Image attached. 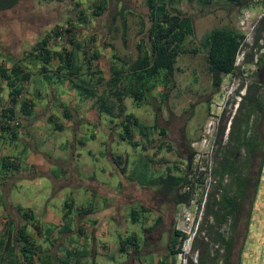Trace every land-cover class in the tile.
<instances>
[{"label": "trees", "instance_id": "trees-1", "mask_svg": "<svg viewBox=\"0 0 264 264\" xmlns=\"http://www.w3.org/2000/svg\"><path fill=\"white\" fill-rule=\"evenodd\" d=\"M43 1H52L58 4L73 2L72 0ZM174 1L144 0L143 5L146 10L144 17L147 19V23L144 21L145 18L139 20L140 29L136 34L134 45L136 56L131 61H120L113 53L110 58L111 60H118V65L116 66L113 62L109 65L107 79L103 78L98 70L89 72L90 63L85 64L86 75L79 76L81 67L73 66V58L69 52L65 51L63 57L59 59V67L67 71L71 82L78 83L72 85L81 90L82 96H95V91L88 88L91 84L92 87L94 85L103 86L102 96L96 101L99 111L108 115L116 114L121 130L120 138L132 148L140 146L141 152L145 151L146 144L149 143V137L153 132L158 131L163 134V131L158 130L156 122L148 125L141 122L133 114L125 113L123 99H131L137 107L141 104H149L147 96H150L157 84L162 90V100L165 99L167 95L163 91H166L168 86L173 87L170 85L171 77L175 71L179 70L175 66L177 56L180 54L194 55L199 51L197 47H184L183 42L186 36L192 34L191 18L177 10L172 5ZM224 1L234 6L242 5L245 2V0ZM17 2L18 0H0V12L13 8ZM199 3L204 5L206 1L199 0ZM262 3L264 5V0ZM73 6L77 7L78 4L74 3ZM93 6L92 16H100L106 9V4L102 2H94ZM76 17L78 20H83L82 11H76ZM113 18L119 19L120 40L124 45L126 20L123 8L116 11ZM66 22L71 26L70 20ZM70 30L55 27L49 32L43 31L44 33L40 34V38L31 47L28 58L30 59L32 56L37 59L42 67L48 65L52 58L48 49L49 43L51 40H56L57 37L61 40L62 34L64 32L68 34L71 32ZM252 31L254 33L260 31V34L254 36L251 44V47L255 49L254 53L242 54V59L238 64L235 61L242 45H244L243 33L232 28L219 27L213 28L201 36L200 49L204 52L206 71L210 76L211 83L219 84L222 76L230 75L234 70H237L239 76H242L245 73L242 68L250 64H255L257 68L264 66V13L253 25ZM84 57V60L89 62L93 57L98 58L99 55L93 53L89 58L87 52H84ZM0 78L5 81L8 87L6 104L0 105V133L6 134L9 140H14L20 128L15 116V107L19 105V110L26 114L31 109V104L26 99H21L23 82H28L29 75L24 73L19 65L13 64L10 69H7L0 63ZM244 80L246 79L240 80L235 90L238 96L237 112L232 119L230 131L226 138V142L233 145L235 152L226 149L220 150V153L215 155L216 161L212 169V182L214 184L212 192L207 197L198 229L190 242V251L195 256V263H192L191 258L187 255L186 264H239L234 241L235 236H237L235 228L241 214L242 177H246L248 163L252 159L254 161L255 157L259 155V164L253 184L254 192H256L258 177L264 161V150L257 154L253 149L254 140L247 136L248 118L252 115L255 118L262 115L264 80L255 79L250 82ZM195 81L196 78H194ZM109 100L112 102L107 105ZM113 108L116 109V113H113ZM155 108L159 109L158 106ZM135 135L137 140H134ZM184 152V159L182 160L185 162L184 173H186L191 165L194 152L188 148ZM235 153L238 156L233 160ZM153 163V159L146 152H143L140 153L131 170L127 172L125 166L118 167V170L128 182H133L138 186L155 187L156 193L163 198H168L174 206L182 203L188 204L190 192L180 193L178 191L185 181V174H172L170 169H166L164 174L153 176L150 172ZM115 164L120 163L116 162ZM174 168L177 169L176 166ZM14 170H16V166L10 157H0V188L4 186V195L8 193V191L6 192L7 187H9L8 190L11 188V183L8 180L12 177L9 174ZM224 177H228L229 182L227 184H222ZM2 197L0 193V203L3 208H6L5 199ZM66 208L69 209V206ZM15 211L22 222L21 225L14 226L12 221H8V227L2 236L5 239L0 240V250L4 252L7 263L33 264L32 260L37 259L40 264H54L51 261V255L39 256V247L26 231L28 225L33 227V224L30 223L32 217L21 207H15ZM87 213L88 211H84L79 214ZM63 218L66 219V213L63 214ZM71 220L70 218L65 220V225L62 227L64 232L69 231L68 225ZM131 220H134V214H131ZM226 222L228 223V232L224 235L219 228ZM78 233H81V230ZM177 238L183 240L185 235L174 230L173 238L168 241L167 252L155 264H175V256L178 252L175 247ZM13 242L19 244L14 246ZM137 247V240L134 235L119 238V253H125L127 249L135 252ZM15 252L19 254V260L16 259ZM64 255L65 258L58 260V264H70V259H73L74 264H78L79 260L86 256V252L80 249H69L64 251ZM0 259H2L1 256Z\"/></svg>", "mask_w": 264, "mask_h": 264}, {"label": "rangeland", "instance_id": "rangeland-1", "mask_svg": "<svg viewBox=\"0 0 264 264\" xmlns=\"http://www.w3.org/2000/svg\"><path fill=\"white\" fill-rule=\"evenodd\" d=\"M40 1L19 0L13 8L5 10L4 12L2 11L3 13L0 12V37L4 38V41L1 38L2 49L4 46H10V43H12L16 36L18 40L29 41L30 37L40 36L43 31H51L55 27L70 30L73 27H70L65 21H71L75 18L76 11L80 10L87 21L86 27L88 28L86 30H83L84 27L80 29L73 28V32L77 31L80 33L82 30L84 35H95L100 43L111 47V51L106 46L102 47L101 56L97 59V66L99 65V72L103 78H108V69L112 62L117 66L118 60L131 61L135 58L136 51L134 45L136 34L140 29L139 20L145 18L144 16L146 14L143 5L144 0H109L108 6L100 16H92L91 10L93 8L87 4V0L79 2L81 9L74 7L71 3L52 6L50 8L47 4L44 6L42 3H39ZM205 1L206 3L204 5H200L199 0H175L172 2V5L177 10L191 18L192 34L186 36L183 42L184 47H197L199 51L194 55L180 54L177 56L175 66L179 70L174 72V77L172 78L176 85L174 88L168 86L166 92L165 90L163 91L167 95L165 101L161 98L162 90L158 84L151 91L150 96H147L149 104H141L137 107L131 99H123L125 113L133 114L141 122L148 125L156 122L158 124V130L161 129L163 131V134H160L158 131L153 132L149 137V143L145 147V152L154 161L150 172L153 176H159L160 174H164L166 169H170L172 174H185V181L178 191L180 193L190 192V202L186 205L190 220L194 213L198 215L199 212L201 218L207 197L212 192L214 185L212 182V169L216 161L215 155L220 153L219 147L228 146L225 130L228 121L235 111V105L238 101L235 90L240 80L243 78L246 79L244 80L245 82H250L255 79L259 81L264 80V66L257 68L255 64H250L242 68L245 72L242 76H239L237 70H234L230 75L222 76L215 94L209 101V107L207 106L206 108V105L200 104L199 100L197 98L195 99V91L203 93L204 89L211 85L209 74L206 71L204 52L200 49L199 41L201 36L207 31L219 27L232 28L243 33L244 45H242L235 61L238 64L242 59V54L254 53L255 49L251 47V44L253 43L254 36L260 34V31L254 33L252 27L264 13L262 0H245L239 6L226 3L224 0ZM83 5L85 8H83ZM121 8H123L126 20L124 45L119 39V19L113 18L114 13ZM241 20L243 21V25L239 24ZM144 21L147 23L146 18ZM110 52L115 54L118 58L117 61L111 60ZM196 76L198 78L194 82ZM53 77L56 78L57 75H53ZM186 99H190L191 101L195 100L192 109L188 105H185ZM111 102L112 100H109L107 105ZM53 106V109L56 108L54 104ZM156 106L159 109H156ZM112 111L115 112L116 109L113 108ZM223 113L224 119L222 121L221 115ZM251 117L253 118L254 115ZM107 119L109 118L106 116ZM218 119H221L224 128L219 133V138L216 139L214 137V131ZM101 123L103 124L105 121L102 120ZM94 128L96 126L81 127L82 130H93ZM44 132H47L51 136L54 143H58L60 141L64 142V140L69 138L72 128L64 130L61 134L51 130L49 126L45 127V130L41 128L33 139V150L46 149L45 145L47 141H45L46 137L44 136ZM13 144L15 145L17 142ZM191 145L200 151V153L202 152L203 156L198 160L194 159L188 167L187 172L184 173L185 162L182 159H184V151H186V148L191 149ZM68 147V145H64V153L69 152ZM118 148L119 150L127 152L132 151V147L126 142L119 143ZM25 150L28 151L29 147H25ZM262 150H264V141L262 143ZM20 156L21 160H23L25 156L24 152ZM255 160L258 163L259 159L257 156ZM61 170L60 167H54L50 172L57 174ZM117 179V176H113L111 180L115 182ZM18 180L19 182H16L10 190H8L9 187L6 190V192L9 191L8 196L11 202L23 207L28 206L37 216L36 211H41L45 204L53 211L58 212V216H60V201L73 200L76 204L79 202L78 198L75 197L74 189L70 187L64 189L56 188L57 192L53 191L54 188L52 189L51 187L50 189V181L42 174L31 175L27 178L21 177ZM62 180H65V182L70 180L67 172ZM228 182V177H224L222 184H227ZM147 188L149 190L150 188L155 189L151 193L154 196L152 198H155L156 203H161L164 206L163 208L167 210L165 219L168 221L171 220L173 230H176L175 220L178 218L179 211L182 210L181 204L174 206L168 198H163L156 193L155 187L148 186ZM0 191L3 196V188ZM253 193V196L244 205L235 228L237 236H235L234 248L239 257V264H264V161L258 177L256 192ZM96 202L99 205L102 203L101 200H96ZM1 209L7 211V207ZM3 210H0V229L3 223V217H1ZM9 212L11 211L9 210ZM181 217L183 219V215ZM195 219L196 217L194 221ZM179 226H183V223L180 222ZM127 228L128 231L131 229L137 236L143 238L139 224L132 225L128 223ZM219 230L225 235L228 232V223L222 224ZM184 235L185 238L183 240L176 239L175 247L182 254L180 255V259L175 256V264H181L183 258L185 259V263H187V255L191 258L192 263H195V256L190 251V239L186 234ZM161 245L164 246V239H161L159 242L160 247ZM144 250L147 251L146 247ZM112 253H114L113 250ZM117 259L120 260L119 257Z\"/></svg>", "mask_w": 264, "mask_h": 264}, {"label": "crops", "instance_id": "crops-1", "mask_svg": "<svg viewBox=\"0 0 264 264\" xmlns=\"http://www.w3.org/2000/svg\"><path fill=\"white\" fill-rule=\"evenodd\" d=\"M72 1L65 3L78 4L77 8L81 9L79 2L82 0ZM94 2L105 3L107 7L109 0H87V4L92 8H94ZM39 3L44 6L47 4L50 8L65 4L52 1L44 2L43 0ZM83 8H85L84 5ZM86 23V19L78 20L76 16L71 20V26L75 29L84 27L83 30H86L88 28ZM73 28L68 34L64 32L61 40H51L48 49L52 58L50 63L44 67L32 56L30 59L28 58L31 47L41 35L30 37L29 41L18 40L16 36L10 46H4L3 49L1 40L4 41V38L0 37V63L7 69H10L13 64L19 65L24 73H28L29 80L23 82L21 99H26L31 104L28 114L22 113L19 110V105L15 107V116L20 128L14 140H9L6 134L0 133V157H10L16 166V170L9 174L12 176L9 181L10 185L13 187L21 177L27 178L31 175L42 174L50 181V189L52 187L53 191L57 192L56 188L70 187L74 189L75 197L79 201L77 204L73 200L60 201V216H58V212L53 211L45 204L41 211H36L37 216L28 206L13 204L8 196V191L2 197L5 199L7 211L1 209L3 206L0 203V210L4 211L1 216L4 225L2 223L0 229V240L5 239L2 236L8 227V221H12L14 226L21 225L22 222L15 211V207H21L32 217L30 223L35 229L28 225L26 231L39 247V256L51 255V261L54 264H58L60 259L63 260L65 258L64 251L69 249H80L86 252V256L80 259L78 264H155L162 257V254L157 251L161 240L157 239L158 242L155 245H146L144 238L147 233H145V229H149L155 224L160 225L164 206L161 203H156L155 198H152L154 196L151 193L155 189L150 188L149 190L147 187L126 181L118 170V167L123 166L127 168V172L131 170L140 153H145V151L141 152L140 146L132 148L130 152L119 150V143L124 142L120 138L119 119L116 114L108 115L99 111L96 104L97 98L102 96L103 86L94 85L92 87V84L89 85L88 88L95 91V96L84 97L81 95V90L72 85L78 83L71 82L67 71L59 67V59L66 51L71 53L73 66L81 67L79 76L86 75V63H90L89 72L99 71L97 59L101 56V48L106 45L100 43L95 35H84L82 30L80 33L73 32ZM47 31L50 30L44 32ZM106 47L111 51L110 46ZM84 52H87L89 58L93 53H98L99 57H93L92 61L86 62ZM112 54L110 52V56ZM53 75H57V77L54 78ZM7 94L8 87L5 81L0 78L1 106L6 104ZM53 104L56 107L54 109ZM106 116L109 119L106 120ZM102 120L105 123L102 124ZM48 126L58 134L71 128L72 132L64 142L58 143H54L51 136L44 132L47 144H43L46 149L33 150V139L41 128L45 130V127ZM82 126H96V128L82 130ZM134 138L138 139L137 136ZM16 142L17 144L14 145L13 143ZM64 145L69 146L68 153H64ZM25 147H29V150L26 151ZM23 152L25 156L21 160L20 155ZM114 161L120 164L116 165ZM54 167H60L62 170L60 173L54 174L50 172ZM66 172L70 176L68 182L62 180ZM113 176L118 177L115 182L111 180ZM96 200H101L102 203L99 205ZM66 206H69V209ZM84 211H88V213L79 214ZM65 213L66 219L63 218ZM131 214H134V220H131ZM68 218L72 219L68 225L69 231L64 232L62 227ZM103 221L106 222L104 234L100 233ZM128 223L139 224L143 238L137 236L131 229L128 231ZM79 230L81 233H78ZM130 235H134L137 240V250L133 252L131 249H127V252L119 253V238ZM17 244L19 243L13 242L14 246ZM145 247L147 251H143ZM0 256L2 257L0 264H8L4 252L1 250ZM15 256L19 260L17 252H15ZM118 257L120 260L117 259ZM32 263L40 264L37 259H33ZM69 263L74 264L73 259H70Z\"/></svg>", "mask_w": 264, "mask_h": 264}, {"label": "flooded vegetation", "instance_id": "flooded-vegetation-1", "mask_svg": "<svg viewBox=\"0 0 264 264\" xmlns=\"http://www.w3.org/2000/svg\"><path fill=\"white\" fill-rule=\"evenodd\" d=\"M174 77V73L171 77V80L172 78ZM198 76H196V80H197ZM210 78V76H209ZM211 82V80H210ZM170 85H173L172 88L175 87V83L171 82ZM219 84H214V83H211V85L204 89L203 93H201L200 91H195V99L197 98L199 100V103L200 104H204L206 105V108L207 106L209 107V101L211 100V97L215 94V91H216V88ZM166 92V91H165ZM180 92V91H178ZM164 95V93H163ZM165 101V99H163ZM194 101H191L190 99H186V104L185 105H188V107H190L191 109L194 107ZM236 111V105H235V109ZM235 111L233 112V115L231 116L230 120L228 121V124H227V127H226V130H225V136L226 138L228 137V134H229V131H230V124L232 122V119L234 118V114H235ZM222 116V121H223V116H224V113L221 115ZM219 118H220V115H219ZM221 119H218L217 122H216V128H215V131H214V137L219 138L221 131L223 130V122H221ZM247 136H249L251 139L254 140V143H255V146H254V150L255 152H257V154H260L261 153V150H262V143L264 141V107H263V111H262V115L257 118L255 117H251L248 118V127H247ZM225 145V143H223ZM218 149L220 150H226V149H229L231 150L232 152H235V149L233 147L232 144H228L225 145V147H219ZM237 153H235V157L233 158V160L236 159L237 157ZM258 159H259V155L257 156ZM250 160H251V157H250ZM259 164V161L258 163L255 161H253V159L248 163V166H247V174H246V177H242L243 180H242V186H241V192L243 193L242 195V199H241V213H242V210L244 208V205L247 203L248 199L250 197L253 196V192H254V182H255V178H256V173H257V166ZM163 217L161 218V223L160 225L159 224H155L153 227L149 228L148 230L145 229V233H147L145 235V244L147 245H155L159 240L161 239H164V249H163V246L159 247L157 249V251L159 253H161L162 255L165 254V252H167V249L169 247V239L170 238H173V227H172V222L171 220L168 221L167 219H165V217L167 216V210L164 208V212H163ZM241 215V214H240ZM160 222V220H159ZM162 235V237H160ZM158 239V241H157ZM161 248H162V251H161ZM161 255V256H162ZM164 256V255H163Z\"/></svg>", "mask_w": 264, "mask_h": 264}, {"label": "built area", "instance_id": "built-area-1", "mask_svg": "<svg viewBox=\"0 0 264 264\" xmlns=\"http://www.w3.org/2000/svg\"><path fill=\"white\" fill-rule=\"evenodd\" d=\"M239 24L240 25H243V21L241 20V22H239ZM59 40L60 39L57 37L56 38V41H59ZM191 149L194 152L192 161L194 159H197L198 160L201 156H203V153L202 152L200 153V151H198L197 149H195L193 145H191ZM189 202H190V200H189ZM186 205L187 204H184V203L181 204L182 210L179 211L178 218H176V220H175V229L177 231H180V233H182V234H186V236L190 239V242H191L192 237L194 236V234L196 233V231L198 229V224H199V220H200V212H199L198 215H196L194 213V215L191 217V220H190L189 217H188L189 214H188V211L186 209L187 208ZM182 215H183V219L181 217ZM195 217H196V219L194 221V218ZM180 222L183 223V226H179V223ZM105 230H106V222L103 221L101 223L100 233L104 234V231ZM181 254H182L181 252H177L176 253V258L180 259V255ZM181 264H186L184 258L182 259V263Z\"/></svg>", "mask_w": 264, "mask_h": 264}]
</instances>
